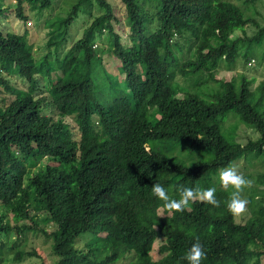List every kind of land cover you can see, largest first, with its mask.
I'll return each mask as SVG.
<instances>
[{"label":"trees","instance_id":"16d2710c","mask_svg":"<svg viewBox=\"0 0 264 264\" xmlns=\"http://www.w3.org/2000/svg\"><path fill=\"white\" fill-rule=\"evenodd\" d=\"M13 1L0 0V19L23 27L31 25L27 5L38 13L35 24L58 2ZM258 1L120 0L121 15L108 0H76L66 16L45 20L41 54L29 28L0 29V264L39 257L23 249L28 234L51 240L55 264H188L182 257L195 236L206 252L201 264H262L264 166L252 172L248 161L264 157V83L253 90L245 74L217 75L257 63L258 53L264 62ZM78 18L79 34L71 28ZM123 24L129 43L116 30ZM230 112L259 136L227 141L222 121ZM177 145L212 158L187 166L171 157ZM243 161L238 170L256 196L236 222L230 193L212 183ZM157 183L176 199L180 185L215 187L220 206L194 202L161 217Z\"/></svg>","mask_w":264,"mask_h":264},{"label":"rangeland","instance_id":"374dc122","mask_svg":"<svg viewBox=\"0 0 264 264\" xmlns=\"http://www.w3.org/2000/svg\"><path fill=\"white\" fill-rule=\"evenodd\" d=\"M231 2H234L236 4H238L239 6H242V0L238 1V0H230ZM109 4L111 5L112 9H114L115 12L124 15L125 11L123 8V5L121 4L120 0H108ZM11 3L14 4L15 1L11 0ZM76 3V0H58V2H55V6L51 7L48 10H45L42 15L40 16V19L38 17V19H36V23L34 24V21L32 20L33 15L38 14L37 12H31L28 8V5L26 7V11L29 17V20L31 21V25L30 24H26L25 27L22 26V24L20 22H18L17 20H15L12 17H9L7 19L5 18H1L0 19V29L1 30H9L13 33H23L24 29L29 28L28 31V40L29 42L34 46V51H37L38 53H43V47L45 45V41H46V33H47V29L44 26V22L46 19L51 18L54 14H56L57 12L61 13L62 16L60 17H64L67 14V10ZM92 4L95 5V3L92 2ZM97 6V5H96ZM257 6V10L260 13L261 16L264 17V0H259L256 3ZM84 18L82 19H77L72 25L71 28L74 32H77V34H79L81 30V26L79 25V23H81L83 21ZM257 21H259L261 24H264V20L262 17H260L259 15L256 16ZM123 21V20H122ZM30 25V26H29ZM27 27V28H26ZM247 34L251 35V32L253 31V27L251 26H247ZM116 30L122 35V39L123 42H128V37H129V32H128V28L126 27V25H122V27L116 26ZM238 34V33H237ZM37 52H35L37 54ZM104 61L107 62L108 64H110L109 66L112 67V71L115 70L116 67H118V62L110 59L109 57H107L106 55L104 56ZM257 63H253L251 62V64L249 66L244 67L243 65H241L240 63L236 64V69L234 71H221L218 72L217 75L218 77H226V78H233L235 77L237 80L238 76L241 74H245L247 76L248 79L253 80V83L251 85V89H255L256 87H258V85L260 83H264V62H261V55L260 53H258L255 57ZM10 79V84L14 87H16L17 89H21V90H26L27 89V82L26 81H21L17 78H9ZM178 81H180V83L183 84V81L181 79H178ZM210 90H212V88H209ZM197 92L200 94L202 92L206 93V89L205 86L201 87L199 90L196 88ZM2 96H4V98L8 101L10 100V94H2ZM50 109L48 108V110H46L47 112ZM51 114V113H50ZM65 121L69 122V124L71 125V128L73 130V134H74V139L78 140L79 139V133L76 130V126L73 123L72 120L69 119H65ZM222 134L224 136V138L227 141H234V142H238V143H245L248 139L254 140L256 139L259 135L258 133L251 127L246 126L244 124H242L239 121V118L232 112H230L222 121ZM176 149L173 150L171 152L172 154V158L176 159V160H181L183 163H185L187 166H193V165H197L200 164L202 162L205 161H209L211 160L212 156L210 154H206L203 152H191L188 151L186 149V147H184L183 145H177L175 147ZM264 161V157L260 156L257 159H252L248 161L250 169L252 170V172H256L260 169H263L264 164H260V162ZM47 163L46 160L41 161V165ZM244 165V161L240 162L237 166V169H241V167ZM257 169V170H254ZM241 172V170H238ZM220 173V172H219ZM219 173L218 175L214 178L212 186H216L218 184H220V180H219ZM244 195L246 196V198L248 199V201L250 202H254V198H255V191L253 189V187L245 189ZM242 218V217H241ZM237 219L235 218L236 222H241V220L243 219ZM247 218V213L244 216V219ZM243 219V220H244ZM47 229H51L50 225H46ZM84 239V238H83ZM78 245L77 247H82V243L83 241L79 240L78 241ZM51 240L49 238L43 237L41 235H33V234H28L26 242L23 244V249L26 251H35L39 257H32L30 259H26L23 261L22 264H55L57 261V258L52 254L51 252ZM157 247V244H155V248ZM156 258V255L155 257ZM9 260L12 262L11 257L9 258ZM132 260L129 261V259H122L120 260L118 263L116 264H129ZM134 261V260H133ZM132 261V262H133ZM8 264V263H7ZM262 264H264V259L262 260Z\"/></svg>","mask_w":264,"mask_h":264},{"label":"clouds","instance_id":"9594fccd","mask_svg":"<svg viewBox=\"0 0 264 264\" xmlns=\"http://www.w3.org/2000/svg\"><path fill=\"white\" fill-rule=\"evenodd\" d=\"M38 94L35 93V98ZM219 180L222 189L225 192H229V198L227 201V210L234 218L243 217L248 211V199L244 196L245 189L251 188L253 181L246 178L243 173L239 172L237 167L232 165L222 169L219 173ZM153 195L162 201V207L160 209L161 214L167 212L168 215H174L175 213H181L189 208L191 203L201 202L211 205L213 207H219L220 201L216 198V188L210 187L202 189L199 187L188 188L180 185L176 192L179 198H173L169 191L166 190L161 184H153L151 187ZM182 259L186 260L188 264H201L206 259V252L203 245L200 242L198 236L194 237V243L187 251Z\"/></svg>","mask_w":264,"mask_h":264}]
</instances>
